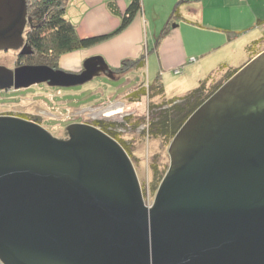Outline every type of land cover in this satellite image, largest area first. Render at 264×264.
<instances>
[{"label": "water", "instance_id": "obj_1", "mask_svg": "<svg viewBox=\"0 0 264 264\" xmlns=\"http://www.w3.org/2000/svg\"><path fill=\"white\" fill-rule=\"evenodd\" d=\"M24 13L0 0V46H17ZM82 66L0 65V86L111 77L101 55ZM64 128L0 114V264H264V49L174 135L149 207L118 140Z\"/></svg>", "mask_w": 264, "mask_h": 264}, {"label": "rangeland", "instance_id": "obj_2", "mask_svg": "<svg viewBox=\"0 0 264 264\" xmlns=\"http://www.w3.org/2000/svg\"><path fill=\"white\" fill-rule=\"evenodd\" d=\"M180 1H182L180 5H185L186 9L190 10V12L198 9V11L204 13V11L216 6V4L212 6L207 5L206 2L202 5L204 0ZM67 3H69V0H67L66 5ZM237 4V7L229 12H226V9L220 6L217 7V10H215L216 7L213 9L214 21L211 23L217 27L216 29L203 31L197 25L189 23H186L184 26L186 28L184 29L185 36L188 44L191 45V51H195L200 46L198 38L203 37L209 31L221 33L220 35L223 36L221 44L216 46L215 49L213 48L214 50L209 51L208 54L202 55L205 58V71L210 70L209 72L214 73L211 77L212 79L207 81L208 86L216 85V83L220 82L218 86L220 88L222 83L228 79L225 77V69L218 70L217 66L219 63L226 62L231 66L240 67L252 56L264 49V44L256 45L253 47V50L259 49L260 46L263 48L250 57V52L245 47L248 42H241L251 35H257L256 33L264 29V24L259 26L254 23L258 15H264V12H262L264 11V0H239ZM24 5V20L19 30L21 40L15 47L11 45L0 46V65L10 70L19 64H33L30 61L34 60V58L26 57L27 54L24 53V51L28 54L32 52L23 40L25 32L32 27L30 23L31 16L27 10L28 7L30 10L31 4L27 5L26 0H24ZM113 5L117 7L116 0H114ZM108 7L110 8L109 5ZM209 14L206 15L208 19H210ZM72 21H75V19H72ZM173 22L175 24L178 23L177 18ZM248 24H252L251 26L249 25L250 29H252L251 32L247 33L246 30H241L244 26L247 27ZM87 25L84 24V26ZM117 25L111 24L113 28L110 26L111 30L109 29L110 31L108 30V32H111ZM168 28L169 26L165 27L166 31L160 36V33H157L152 44H149L150 42L143 43L142 41L140 43V40L133 42L130 39L123 38L122 40H125L124 43L126 44L123 47L122 43L117 42V37L109 35L97 42L95 46H91L88 50L76 51L75 49L65 54L62 53L63 55L60 54L57 60L58 67L66 71L75 72L77 70L70 68H77L79 66L82 68V63L87 57L101 55L105 59L101 51L105 53L106 51H113L115 48L120 47V50L115 54V58L111 59L110 63L105 59L112 70L110 72L111 77L101 72L80 84L73 85H51L47 81H36L26 85L8 83L7 86H0V114H11L38 123L58 138L68 134V129H62V126L69 122L92 124L97 119L124 121L125 123L121 126L116 124L114 127L118 130L119 136L128 142L131 152L129 157L140 184L143 203L149 207L152 203L154 192L159 185L158 183L156 186H153L155 178L152 165H156L157 163L158 168L163 170V178L170 164L169 142H173L174 137L165 142L162 138L142 134L141 128L143 126L141 120H137V116L147 114L149 102H159L162 98L167 99L171 96H180L188 89L194 87L200 78L197 76L200 70L197 72L196 69H198V65L202 61L200 57L192 61L190 59H181L173 68H167L168 65L164 63L160 73L163 81L164 95H156L151 98L147 95H141L138 100H130V97L127 95L129 91L138 87L139 84H146L147 79L150 78L149 80H151L153 78L152 68L149 73L146 70V61L148 60L149 65L152 66L154 55L151 52L148 59V57L146 58V53L153 48L157 49L162 46V41ZM105 32L108 33L107 30L102 29L96 32V34H103ZM227 35L231 36L228 38ZM236 37H239L236 40L240 39V41L233 40ZM172 39L175 40L174 35ZM203 44H206L205 41ZM122 53L124 54L122 55ZM22 54L23 56L19 57ZM80 56H82V59ZM141 56H145V65L138 67L132 61H136ZM180 66H183V68L186 66L184 72L174 74ZM128 114H131V116H128ZM95 126L99 127L98 125ZM148 202L149 204L146 205Z\"/></svg>", "mask_w": 264, "mask_h": 264}, {"label": "trees", "instance_id": "obj_3", "mask_svg": "<svg viewBox=\"0 0 264 264\" xmlns=\"http://www.w3.org/2000/svg\"><path fill=\"white\" fill-rule=\"evenodd\" d=\"M67 0H26L27 5L31 4L30 10L28 7V13L31 16L30 27L25 32L24 42H26L27 47L32 50L29 54L26 53V57L34 58L30 63H43L47 64L53 68H57V60L60 54L91 46L100 40L113 35L120 30H122L132 19L133 15L140 9L141 0H129L123 13L121 14L119 24L108 33L103 34H88V35H79L76 31V24L72 19L65 14V5ZM114 0H107L110 9L116 11L115 6L113 5ZM182 1L177 0L171 8V11L168 15L167 20L165 21L163 27L159 31V36L163 34L171 23H174V19H180L181 11L179 5ZM264 22V18H257L256 24ZM235 32V30H234ZM231 35H227L229 38ZM264 44V29L259 32V35L248 41L245 45L247 51L250 52V57L257 53L261 48L254 49L256 45ZM264 46V45H263ZM252 50V51H251ZM261 51V50H260ZM17 52V51H16ZM203 51L196 52V54L189 55L185 60L190 59L196 60ZM19 55V57H22ZM35 61V62H34ZM135 62V65L138 67L145 65V56L139 57ZM20 65V64H19ZM219 69H225V77L229 78L239 66H231L226 62H221L218 64ZM179 72H184L183 66L178 67L174 74ZM214 73L206 72L198 79V83L188 89L184 94L180 96H171L167 99L162 98L159 102L151 101L148 104L147 114L137 116V120H141L142 134L147 136L159 137L163 141L167 142L169 139L174 137L178 132L187 118L197 110L207 98L216 91L219 87V83L216 85H207V81L212 79L211 77ZM151 80L147 79L146 84H139L138 87H135L133 90L129 91L127 95L130 97V100H138L141 95H147L148 97H153L156 95H164L163 81L160 76V72L157 71L154 73ZM213 86V87H212ZM127 116V115H126ZM131 116V114H128ZM124 121L116 120H95L92 124L98 125L104 131L112 135L124 149L131 155L129 150L128 142L119 136L118 130L114 125L118 124L121 126ZM154 168V183L153 186H156L160 183V179L163 175V170L159 169L156 165H152Z\"/></svg>", "mask_w": 264, "mask_h": 264}, {"label": "crops", "instance_id": "obj_4", "mask_svg": "<svg viewBox=\"0 0 264 264\" xmlns=\"http://www.w3.org/2000/svg\"><path fill=\"white\" fill-rule=\"evenodd\" d=\"M176 1L177 0H141L140 9L133 15L129 23L122 30L113 34L115 38L117 37V42L120 44L122 43L123 47L126 45L124 43L125 40H122L123 38L127 40L130 39L133 42H137V40H140V43L150 42L149 44H152L154 42L155 35L159 33V31L163 27L172 6ZM237 1L239 0H204V2H202V5H204L205 2L207 5L211 6L216 4L215 10H217V7L220 6L225 8L226 12H229L230 10H233L237 7ZM128 2L129 0H116V11H113L108 7L107 0H69V3H67L64 12L66 16L70 17L71 19H75L74 22L76 24V29L80 35L96 34V32H99L102 29H105L108 32L109 29L111 30V24L114 26L115 24H119L121 14L123 13ZM215 7H212L202 13L201 11H198V9L190 12V10L186 9L185 5H179V9L182 11L184 17L182 16L180 19H177L178 23L176 24L171 23L168 31L165 33V38L162 41L163 44L161 47H158L157 49L153 48L148 53H146V58L148 57V59L151 52L154 55L152 66L149 65L148 60L146 61V70L148 71V73L151 71V68L153 74L157 71L161 73L164 63L168 65L167 68H173V66L179 63L181 59L185 60L189 55H192L196 52L198 53L200 51H203V53L199 55L202 61L198 65V69H196L197 72L198 70H200L197 76L201 77L206 72H209L210 70L205 71V58H203L202 55L208 54L209 51L214 50L216 46L221 44L223 42V36L220 35L221 33L209 31L203 37L198 38L200 46L196 48L195 51H191V45L188 44L187 38L185 36L184 29L186 28L184 26L186 25V23H189L197 25V27L202 28L203 31L216 29L217 27H215L211 23L212 21H214L213 9ZM208 13H210V19L206 17ZM258 18H264V15H258ZM254 23L256 24V20L254 21ZM84 24L88 25L84 26ZM262 24H264V22H262L260 25ZM249 25L250 24H248L247 27L244 26L241 30H246L247 33L251 32L252 29H250ZM256 34L257 35H251L241 42H248L250 38H254L259 35V33ZM173 35L175 36V40L172 39ZM238 38L236 37L233 40H236ZM204 41L206 44H203ZM236 41H240V39ZM164 44L165 46L163 47ZM95 45L96 43L91 46ZM91 46L79 48L76 49V51L88 50ZM119 50L120 47L115 48V50L113 51H106L105 53L101 51V53L105 57L106 61L110 63L111 59L115 58V54H117ZM123 54L124 53H122V55ZM80 57L82 59V56ZM185 67L183 69H185Z\"/></svg>", "mask_w": 264, "mask_h": 264}, {"label": "flooded vegetation", "instance_id": "obj_5", "mask_svg": "<svg viewBox=\"0 0 264 264\" xmlns=\"http://www.w3.org/2000/svg\"><path fill=\"white\" fill-rule=\"evenodd\" d=\"M80 69H81V66H79L78 69H75V70L79 71Z\"/></svg>", "mask_w": 264, "mask_h": 264}, {"label": "built area", "instance_id": "obj_6", "mask_svg": "<svg viewBox=\"0 0 264 264\" xmlns=\"http://www.w3.org/2000/svg\"><path fill=\"white\" fill-rule=\"evenodd\" d=\"M191 58H192V57H191ZM191 58H190V59H191ZM147 204H149V202H148V203H146V205H147Z\"/></svg>", "mask_w": 264, "mask_h": 264}, {"label": "clouds", "instance_id": "obj_7", "mask_svg": "<svg viewBox=\"0 0 264 264\" xmlns=\"http://www.w3.org/2000/svg\"><path fill=\"white\" fill-rule=\"evenodd\" d=\"M191 58V57H190Z\"/></svg>", "mask_w": 264, "mask_h": 264}]
</instances>
